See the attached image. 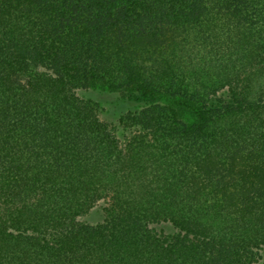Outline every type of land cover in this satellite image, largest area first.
<instances>
[{
	"label": "trees",
	"instance_id": "16d2710c",
	"mask_svg": "<svg viewBox=\"0 0 264 264\" xmlns=\"http://www.w3.org/2000/svg\"><path fill=\"white\" fill-rule=\"evenodd\" d=\"M263 250L264 0H0V264Z\"/></svg>",
	"mask_w": 264,
	"mask_h": 264
},
{
	"label": "rangeland",
	"instance_id": "374dc122",
	"mask_svg": "<svg viewBox=\"0 0 264 264\" xmlns=\"http://www.w3.org/2000/svg\"><path fill=\"white\" fill-rule=\"evenodd\" d=\"M80 95L92 99L99 103L102 110V118L108 122H117L118 119L128 113L129 111H136L139 106L132 102L122 100L119 96L110 94L108 92H101L94 90L92 92H82ZM104 203L99 204L87 218L92 224L100 223L104 219L103 215ZM168 233L173 232L172 227H166ZM262 259L259 264H264V250L262 252Z\"/></svg>",
	"mask_w": 264,
	"mask_h": 264
}]
</instances>
